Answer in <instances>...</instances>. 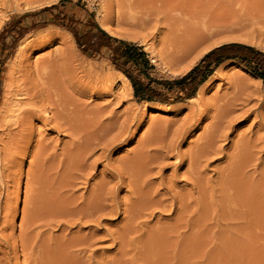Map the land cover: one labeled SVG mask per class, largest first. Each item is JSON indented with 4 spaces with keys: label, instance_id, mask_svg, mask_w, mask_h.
Listing matches in <instances>:
<instances>
[{
    "label": "rangeland",
    "instance_id": "1",
    "mask_svg": "<svg viewBox=\"0 0 264 264\" xmlns=\"http://www.w3.org/2000/svg\"><path fill=\"white\" fill-rule=\"evenodd\" d=\"M22 1H20V5L23 6L24 9L20 6V10L17 8V11L15 9L16 6L14 5L13 0H11L9 4L7 3V5H11L10 7H8L7 5H4V8H2L3 6L0 7L1 8L0 9V13H1L0 14V104H1L4 90H5L4 79L6 78L7 73L11 71L12 70L11 68L13 67H14L13 69L15 73L19 74V75H16V74L15 75L17 77L20 76L22 78L21 80L24 81L23 83L25 84V86L27 85V87L28 86L29 88L31 87L30 89L34 90V92L37 89L36 90L37 94H35L32 91V93L35 95L33 94L31 95L33 97L37 95L34 100L36 101L38 105L43 102L44 103L43 105L45 106V104L48 102L47 100H49V102L47 103L45 107V111H46L45 120L47 119L48 120L42 121L41 119H36V118L31 120L32 124L30 127L31 129L29 131L32 134H31V141L29 142L28 145H26L27 147L26 157L25 156L22 157L23 155L20 153L22 151V148L18 144L19 138L17 134H15L14 136H10V134L8 135L6 131H4L3 133L1 131L2 129H0V148H1L0 153L2 151L1 157L3 156L7 158L6 161L2 160V163L3 164L6 163L7 160H9L8 155L11 153L13 154L16 151L15 146L18 148L17 149L18 153L22 155L20 157L19 155L17 156L20 158V160L22 159L20 161L19 158H17V160H19V165L21 166L20 167L18 165L19 166L18 169H22L20 170V174H17L18 180L16 182L17 184L16 186L18 187V189L17 187L14 189L12 187V183L8 184L9 185V195L11 194L9 196L11 203H10V210H9L10 217L8 221H9V224L13 225V230H14L13 238L15 237L19 240L18 241L15 238L13 240V243L15 244L12 243V246L14 245L17 249L15 250L14 249L15 247H13V250L15 252L13 254L12 253L13 250L11 249L12 252H10V255L12 254L11 256L14 255L15 257L16 256L17 257L16 258L14 257L15 259H12L14 260V262L11 261V264H32V263L33 264H60V262H63V261L64 262L62 264H85V263L86 264H264V82L262 80L261 81L256 80L254 77H252L247 72H245L244 70L240 69L237 66L229 65L227 69H231L230 71L237 72V74L240 73L239 75L240 76L242 75L244 83L243 81H241L240 83L236 81L235 77L231 75L232 73L230 72L223 71V72L216 73L210 78L208 85L205 86L206 89L204 88V93L202 97L199 98L198 101L197 100L193 102L185 101L183 104L172 106V107H169L168 109V108H163L157 105H149L145 102H139L134 98L133 91H132L127 98L121 99L122 101L120 100L121 102L117 103L116 96H115L116 92L121 93V91H116L117 86L118 87L120 86L119 88H123V89L125 88V86L121 83L120 79H117L115 81V84L117 86L115 85L116 87L112 90V92H106V96H105L104 91H102L101 88L99 87H97V89L100 91L101 95H99L100 93L98 92L97 89H96L97 91L94 92L95 87L94 88L85 87V89H81V90L77 88V86L80 87L78 83L81 84V82H83L82 80L86 79V75L84 74V72H81L83 69H78L80 66L83 67L84 65L83 68H86L85 66L88 65L87 69H91L93 67L92 69H96L98 71L103 70L104 72H107V73H112V72L114 73V70L116 69L110 64L92 60L90 58H87L85 55H83L81 51L78 49L76 42L72 34L69 31L62 29L60 27H57V26L49 25V26H46L38 30H33L29 34L25 35L21 40L15 42L17 35L13 31L12 27L7 26V23L13 20L14 16L21 15L24 13H29V12H35L42 8L55 5L62 0H31L34 3L28 7L25 5L26 0H24L23 2ZM67 1H71L72 4L68 3L62 6L63 12L67 14H73L83 19L86 16V14L84 13V10H87L89 13L93 14L95 21L97 22V24L102 30H104L103 29L104 27L105 29L108 28L107 31H109L110 29L111 31L110 33L114 35L116 34L115 37L130 40V41H133L139 44L140 46H143L144 51L148 54L151 60V64L154 66V70L152 74L153 76L157 78L173 79V78L186 74L191 68H193L194 66L198 64L200 59L207 52H209L213 48H216L224 44H229V43L244 44V45L251 46L264 53L263 49L257 47V43L264 42V38L260 36V34H264V17L261 20L256 15V12H257L256 8L257 9L258 8L260 9V7L264 8L263 7L264 5L261 6V4H264V0H67ZM21 2L24 5L21 4ZM13 7H14V10H13ZM5 8H6V11H5ZM246 8L247 9L249 8L248 10L250 12ZM9 9H11V11ZM243 11L245 12V14L243 13ZM131 14L135 17H139L136 19L138 20V24L140 25L139 26L137 24L139 27H135L136 25L132 27L129 25L130 27H128V24H124L123 22L124 18L135 19ZM139 19H141L142 24L139 23L140 21ZM143 19L144 21H147V22L142 21ZM236 19L237 21L238 20L239 21L237 22ZM241 20H243L244 22ZM39 21H40V17L34 16V17H31L23 21L22 25L32 26V25H35ZM148 22H150V24ZM145 23H148V24H145ZM141 25L143 26V28L141 27ZM191 30L193 31V33H191L192 32ZM56 32L63 33V34L67 33L66 35H71V37L73 38V46L75 48V55L77 56L76 58L77 61L75 59V62H74V71L73 73H71L73 75H71L70 73H66L68 72V70L67 71L65 70L67 68L65 66H62L61 64L62 55H60V53L63 50V46L60 44L58 40H52L50 38L51 35ZM183 34L184 35L187 34L188 37L186 35L185 37ZM189 34H191L192 38L191 36H189ZM192 34H194L195 36L197 34L199 38L197 36L194 37V35ZM180 35H182L186 39L191 38L190 40L191 41L194 40L193 42H195V45H192V47L187 51V53L186 52L184 53L185 55L175 54L172 50V45L174 44L175 42L174 40H176L177 37L180 40L179 41L180 43H188L190 41V40L186 41V39H184L183 37L182 39ZM193 38H196V41ZM179 42H177V45ZM168 46L170 47L168 48ZM152 59L154 60V62H152ZM58 60L60 61L59 66H62V67L58 66L57 68V65H58L57 63L59 62ZM76 62H78L79 65ZM55 63L57 65H54ZM52 67H54L57 70H55ZM63 67L65 69H62ZM50 68L52 69V71ZM48 69L50 70L47 72ZM58 72H60L61 75L55 76V73H58ZM53 77H55V79H58L60 81L61 90L67 88L66 93H64L65 90L62 91L64 93L63 99L69 98L68 95H72L74 97L72 99V96H71V99L69 100L66 99L62 101L63 104L64 102L65 103L69 102L68 104L70 103L72 104L76 102L74 100H77L79 102V103L76 102L77 106H79L80 103H82L80 106L84 108L85 110L86 109L92 110L94 109V107L96 109L97 107H100L101 104H103L101 107H104L105 111L103 112L102 118L104 117L105 118L104 119L101 118V119L104 122L106 121L105 123L107 124L108 122V118L106 117L107 115L108 117L110 115L112 116V114L115 115V117L117 116L118 117V118L116 117L117 119L114 117L117 123L116 130L112 131L110 134H102V135L98 134L97 139L91 141L90 143L89 142L86 143V140L88 138L87 136L90 134H83V135L81 134V136L79 135L81 139H79L78 135L75 137H71V134L66 132L68 130L64 129L65 128L64 124L66 122L65 120H63L64 119L63 112L61 114L60 107L54 106L56 104H54L55 98L53 94L50 93L52 95L51 98L50 96L49 97L47 96V93L49 92L48 91L49 88L47 86L50 84V80ZM72 77H73V80H72ZM45 80L47 84L46 82H44ZM75 84H77L76 87L74 86ZM74 87L76 91L74 90ZM91 89H94V91L92 92ZM73 90L75 94L73 93ZM90 93L91 95H89ZM65 94L67 95V97L65 96ZM110 94L113 95L114 97L111 96ZM106 102L109 103L108 106H106L107 105ZM84 103H86V105ZM88 103H89V106H88ZM83 105H85L86 108L83 107ZM223 105L226 107H224ZM191 106L192 108H189ZM218 106L220 108L222 106V108L224 107L225 109L222 110V108L220 109ZM109 107L111 109H109ZM227 107L229 108V110ZM48 108H51V110L53 111H50V109ZM70 108L72 109L74 108L75 116L78 115V117H80L81 110L78 107L76 108V112H75L74 106H70ZM134 110L136 113H133V115H131V113L134 112ZM224 110L225 111L227 110V111L225 112ZM205 111L207 112L208 116L205 114L206 113ZM51 112H54V113L56 112L57 114L56 113L55 114L56 115L59 114L61 116L60 118H63V119H59L58 118L59 115L58 116L53 115L54 113L51 114ZM128 112H130V114ZM213 113L215 116L212 115ZM52 115L56 116V118H54ZM135 115H137L138 117H135ZM51 116L54 118V120ZM90 116L92 115L90 114ZM223 116L225 117L226 121L223 119L224 118ZM81 117L84 118L82 115ZM213 117H215L214 121L212 120ZM217 118L219 121L223 119L220 128H222V124H225L223 125V128H222L225 133L223 132V130L221 131V129H219L221 132H219V130L217 131L218 136L217 134L216 135L214 134L216 137H219V139L215 137L216 142L213 141L214 145L213 144L211 145V148L213 149V151H211L212 149H209V151H211L209 153L211 154L206 153L205 155H202V156L196 155V157L198 156V159L200 160L194 157L193 164L195 163V159H196V163L198 164V166L201 163L200 165L201 167L199 166L200 167L199 168L195 164L194 165L192 164L190 168L191 170L189 171L188 168L190 166L188 162L190 163L189 159L191 158V155L194 156L192 154L193 150L194 151L196 150V147H194L193 145L194 144L197 145L196 141H198L199 144L203 143L202 141L204 140L201 137L204 138L209 134L210 130H212L211 127H213L218 122ZM196 119H199V121ZM49 120L52 123L49 122ZM211 120L213 122H211ZM54 121L57 123L59 122L58 125ZM191 121H192V124H191ZM194 121H196V125ZM53 122L54 124H56L55 128H53L55 126V125L53 126ZM49 123L51 124L49 125ZM226 124L229 126H227ZM61 125H63L62 128H60ZM184 125H187V126H184ZM188 125L191 128H189ZM208 125L211 129L208 128ZM106 126L108 127V125ZM121 126H128L127 129L130 128L129 132L126 131L127 133L125 132L124 134H116L119 131ZM205 127L208 128V131ZM184 128L185 129L187 128V129L185 130ZM60 129H64L65 132L63 130L59 132ZM188 129L189 131H187ZM204 129H206L207 132ZM203 133H206V134H203ZM199 137L202 139V141L200 140ZM13 138L15 139V141L17 140L16 142L20 147H18L17 144L15 145L16 142H13L14 141ZM115 138H117V140L112 142L113 140H115ZM83 139H85L84 140L85 142L82 141ZM151 139L155 140L151 143L152 145L150 144V142L152 141ZM11 140L13 141L11 142ZM147 140H151V141H147ZM76 141L78 144L76 143V145H74L75 150L74 148L71 149V147H73V144H75ZM118 141H119V144L117 143V146H115L116 144L114 145V147L111 146L115 142H118ZM82 142H84L86 145ZM169 144L172 145L171 148H173L174 146V148L172 149V152L174 151L173 153L170 152L171 148ZM77 145L78 146L80 145V147L78 148ZM40 146L41 147L43 146L44 148H41ZM109 146L113 147L114 149L111 147L110 149ZM143 146H145V148H141ZM146 146L149 148V150L148 148H146ZM11 147L13 148L12 150L9 149ZM39 147H40V150H39ZM69 148H70V151L68 152ZM160 148H162L161 152H160ZM143 149H146L147 151ZM150 149L151 150L157 149L156 152L153 151L154 153H157V155L151 152ZM214 149H216L215 151L217 153L214 152ZM72 150L74 152H71ZM168 150H169V153H168ZM165 151L168 153V156L166 155ZM24 152L25 150L23 151V153ZM135 152L138 155H136ZM41 153L44 154L45 156L42 155ZM72 153L75 155H71ZM160 153H163V155ZM38 154H41V156ZM78 154H79V157L78 158L75 157ZM81 154H83L84 156H82ZM33 155H36V156L33 157ZM37 155L40 158L37 157ZM141 155L144 158L147 157L146 155H149L148 157H150L151 159L149 160V158L147 157L146 158L147 162H145V159H142L143 157ZM136 156H138L137 159H136ZM165 156L167 157L166 159H165ZM42 157H43V161L40 160L42 159ZM67 157H70V158H67ZM178 157L182 158V161ZM47 158L49 159L47 160ZM86 158H88L89 160ZM138 158H141L142 161H140L141 159H138ZM73 159L75 160L77 159V160L75 161ZM134 160L137 162H135ZM185 160L187 162H185ZM197 160L199 162H197ZM127 161L128 162L130 161L129 164L127 163ZM151 161L152 162L156 161V162L152 163ZM41 162L44 164L43 166H41L42 165ZM68 162H70L69 163L70 169L68 168L69 167L67 164ZM80 162H82V164ZM133 162H135L136 164L138 163L137 166L135 163L133 164ZM142 162L144 165L142 164ZM158 162L160 163L162 162L163 164H160ZM179 162H182V163L179 164ZM74 163L76 166L74 165ZM165 163L168 165H165ZM8 164L6 163L7 167H8ZM151 164L155 166L153 167L151 166ZM230 164L231 165L233 164V165L231 166ZM234 164L237 166H234ZM132 165H133V168H132ZM162 165L163 167H161ZM185 165H188L189 167ZM65 166L66 167L68 166V167L66 168ZM108 166L109 167L111 166V168H109ZM120 166H121V171L118 170ZM139 166L142 168L141 170L139 169L140 168ZM192 166L194 170L196 171L200 169L199 171H197L199 172V174H196V176H194L196 171H193L194 174L193 172H191L193 170ZM233 166L234 168H232ZM7 167L5 169L8 170L9 167L8 168ZM134 167H136L137 169L136 168L134 169ZM195 167L198 169H196ZM152 168H154L155 170ZM37 169L38 170L40 169V170L38 171ZM124 169L129 170V171L126 170L128 173L131 171L130 174H132L131 175L132 177L130 176V174L124 171ZM75 170L77 174L80 173L82 176L77 175L75 173ZM79 170H82L83 172ZM152 170L154 171L152 172ZM157 170L158 171L160 170L159 172L161 175L159 174ZM10 171L11 170L9 169L5 174L9 173ZM26 171L30 175L33 172L32 175L29 176L28 180L27 178H25L27 177ZM63 171L65 173H63ZM118 171L123 173L124 176ZM156 171L158 173H156ZM41 172H42V175H40ZM72 172H74V174ZM115 172L118 175H115L114 174ZM190 172L191 174H189ZM112 173L116 177L114 176L113 178V175L111 176ZM184 173H186V175ZM86 175H89L90 177L89 176L87 177ZM145 175H147L149 179H147L148 177L146 176L145 177L146 180H145L144 179ZM171 175L174 177H172ZM191 175L194 176L195 179L191 177ZM38 176L40 177L39 179H38ZM122 176L125 178L124 180ZM35 177L38 180L35 179ZM83 177L85 179H83ZM160 177L161 178L164 177L162 179L163 181L161 180ZM170 177L173 179H171ZM70 178L71 180L73 179L74 180L71 181ZM121 178L122 180H120ZM132 178H134L133 181H132ZM140 178H142L143 180ZM68 179L70 181H68ZM139 179L140 181L142 180V182H140L141 185L144 184V181H145V185L148 181H149L148 183L150 184L147 183L146 185L147 187H144V185L141 186L139 185L140 184L138 181ZM197 179H198V182H197ZM31 180L33 183H31ZM134 180L139 187L141 186L140 188L137 186L138 190L135 189L136 191L134 190V188L136 187L135 183H134V186L131 183V181L134 182ZM160 180H161V183H159ZM121 181H123L124 183ZM169 181H172L171 184H175V185L172 186ZM232 181L234 184H232ZM29 182H30L29 186H31V189H28L30 187L26 184V183L29 184ZM101 182L104 185H100ZM163 182L165 184H163ZM235 182L237 183L238 190L236 187H234L236 186ZM34 183H35V186H32ZM166 183H167V186L168 185L171 186L169 188L173 187L171 189L172 191H174L173 194L178 193L177 197H180V199L175 197L177 194L176 195L174 194L173 196L169 188H168L169 190L167 189V187L164 188ZM95 185L97 187H95ZM158 185H160V187H158ZM129 186L131 187V190ZM33 187L34 188L36 187V188L34 189ZM93 187H95L96 191L94 190ZM118 187L120 190L118 189ZM146 188H148L149 190L151 189V190L147 191ZM161 188H164V189H161ZM37 189L38 191H35ZM90 189L93 190L94 194L91 192L92 190ZM115 189H117L116 191L118 193H116ZM229 189H231L232 191ZM234 189H235V192H237L236 193L237 195L235 194ZM88 190L90 193L88 192ZM157 190H160V191H157ZM163 190H165L166 192ZM104 191L106 192L104 193ZM30 192L33 194H31ZM107 192L108 193L110 192V194L113 192L111 195L109 194L111 197L113 195L112 199L108 195ZM114 192L117 195H115ZM74 193L77 198L80 197V199L78 198L79 201H77L78 199L74 197L75 196ZM86 193L88 197L86 196ZM101 193L103 195H101ZM155 193L158 195L155 196L156 195ZM169 193L172 194V195L170 194L172 197H170ZM185 193L187 194L185 195ZM106 194H107V197L104 196ZM134 194L136 195V197ZM31 195H33V197H31ZM35 195L37 198L35 197ZM37 195H40V196H37ZM61 195L63 196V198L65 197L64 201H63V198H61ZM91 195H93L94 197L100 196L102 198V199L100 198V200L102 201L99 202V204H101L99 205L100 207L104 206L103 202H106V206H105L106 211L99 209V206H97L98 207V209L96 208L97 211L93 212V215H91V211L89 209L86 210L85 207L88 208L89 205L88 203H86L88 201L85 202L84 200L85 199L87 200V198H89ZM145 195L147 196V199H145L147 201L144 200V197L146 198ZM3 196L0 198L1 204H3L2 202H4V200L2 199H5V196L4 197ZM158 196H160V198H163V200L158 199L159 198ZM187 196H188V199L186 198ZM34 197L36 198V200L33 199ZM109 197L111 200L109 199ZM174 197L175 199L178 200V203H176V200L174 199ZM128 198L132 201H129ZM181 198H183L185 201L183 199L181 200ZM171 199L172 201L174 199V202H172ZM29 200L30 202L34 200L35 203L38 202V204H40L38 205L36 203L38 206H36L35 204L36 208L34 210L36 214L38 212H41V213L37 215L34 213L35 214L34 216V214L29 212L30 215H32V217H30L31 220H29V224L32 222L36 228L33 227L34 225H32L30 227L31 229L30 228L29 229L32 230V227H33V231L30 232V230L28 229L29 230L28 233L26 232L28 230H26L24 233H21L19 232V229H20L19 226L21 224V219L23 216L21 212L23 211V208H24L23 205L28 203ZM108 200H109V203L113 206H110V204L107 202ZM138 200L139 201L141 200V202L138 203L137 202ZM167 200H168V203L166 202ZM80 201L81 203H79ZM90 201L91 199L89 200V202ZM155 201L157 202V204ZM42 202L44 204H41ZM76 202H78L79 206H77ZM123 202L124 203L130 202V203L126 205V204H123ZM63 203L65 205H63ZM144 203H146L149 206L148 207L147 205L144 206ZM160 203H163V205ZM47 204H51L52 206L48 205L47 207L46 206ZM56 204L57 205L59 204V206L62 208L61 214H63L64 212L65 213L64 215H61L60 213H58V211H56L58 216H55L56 212L54 214V210L57 207ZM247 204H250V205H247ZM125 205L126 207H124ZM139 205L141 207L143 205L145 208L144 207L141 208ZM159 205H161L162 207ZM168 205H170L169 208H168ZM65 206L69 207V209ZM127 206L130 209H128ZM133 206L142 210L141 213L137 214L138 209L136 210V208H134ZM163 206H164V209H163ZM159 207L161 208L159 209ZM165 207H167L169 211H167V209L165 210ZM236 207L239 208L240 211L236 209ZM63 208L64 209L67 208V209L64 210ZM70 208H73V211H71ZM132 208L135 209V212L137 215L135 214V212H132L134 211ZM177 208L180 210H178ZM154 209L155 210L157 209V210L155 211ZM81 210H83V212H81ZM235 210L239 212L237 213ZM77 211L80 213H78ZM119 212L121 214H119ZM81 213L83 216L84 215L88 216L89 214L90 215L88 216V219H87L85 218V216L83 217ZM101 213L103 215H101ZM123 213L125 214V217L123 216L124 215ZM126 213L127 214L129 213L128 214L129 216ZM245 213H248V214H245ZM41 214L45 218L44 217L41 218L42 217ZM47 214L48 216H46ZM113 214H116L117 216L116 215L113 216ZM132 215H135L133 216L135 220L133 219L131 220V218H129V217H132ZM60 216L64 217L65 219ZM103 216L104 217L108 216V217L105 220ZM54 217H57L58 220L60 218L61 219L60 221L56 222L55 221L56 218ZM37 218L38 220H35ZM72 218L73 220L76 218L77 219L76 221L75 220L73 221ZM62 219L65 220L64 223H66V219H67V222L71 219L70 222L72 223L70 222L69 223L72 225L70 226V224H68L71 227V230H70V227L68 228L67 223L65 224L67 226L64 227L65 225L62 224L63 223ZM86 220L88 223L86 222ZM88 220L90 222L93 221L92 224L91 223L89 224ZM127 220H129V223H127ZM81 221L83 222L82 224L80 223ZM50 222L52 223V225L53 224L54 225L52 226ZM132 223L133 224L135 223L134 224L135 226H133ZM128 224L130 225V227ZM61 225H63V227ZM58 226H60L62 230H60L59 229L60 227ZM76 226H79V227H76ZM125 227L128 228V231H127V228L125 230ZM80 228H82L81 229L82 232L80 231ZM134 228H136L135 231H134ZM77 229L80 232H78ZM65 230H67V232H65ZM36 231H39V232L37 233ZM70 232H72L71 234L73 236H71ZM73 232L74 233L77 232V234L79 233L78 234L79 237L75 236ZM7 233H10V230H8L6 234ZM85 235L86 236L88 235V236L85 237ZM81 236H82L81 238L82 240L84 238L83 243H82V240L80 239ZM70 238L73 242H75V244L72 241H70ZM77 238L82 244L78 241ZM60 239L63 240L65 243L60 242L61 241ZM74 239L75 240L77 239L76 241L78 242H76ZM55 240H58V241H55ZM85 241L88 244L91 241L92 244L90 243L88 245L86 244ZM23 242L25 246L23 245L21 246ZM71 242H72V245L74 244L73 245L74 247L70 244ZM58 243L61 246L63 245L62 246L63 248L61 246L59 247ZM78 243H80L81 245L80 244L77 245ZM28 244L31 246H29ZM83 244L85 246L82 247ZM67 245H68V248L70 247L68 250L66 248ZM58 247L60 250L55 251L57 250ZM26 248H28L29 251ZM22 249L25 251L27 250L26 255L28 257L25 256V251H22ZM70 249L72 252L70 251ZM61 250H64L66 253L64 254V251H62L63 252L62 255L64 256L61 255V258H60L59 255L62 252L60 253L58 252ZM78 250L81 254L78 252ZM15 253L18 255H16ZM58 256H59V259L57 258ZM33 257L35 258V260ZM54 257H55L56 262L55 260H53ZM81 257H83V261ZM56 258L59 261H57ZM69 258L71 259V261H68Z\"/></svg>",
    "mask_w": 264,
    "mask_h": 264
},
{
    "label": "bare ground",
    "instance_id": "2",
    "mask_svg": "<svg viewBox=\"0 0 264 264\" xmlns=\"http://www.w3.org/2000/svg\"><path fill=\"white\" fill-rule=\"evenodd\" d=\"M11 0H0V7H2V8H4V5H7V3L9 4V2H10ZM14 1V5L16 6V11H17V8L20 10V1H22V0H13ZM24 1V0H23ZM22 1V2H23ZM21 2V4H23ZM40 2V1H39ZM34 2L33 1H31V0H26L25 1V5L28 7V6H30V5H32ZM38 3V2H37ZM24 5V4H23ZM262 5H264V4H261V6ZM8 7H10L11 5H7ZM22 8H23V6H21ZM257 7V6H256ZM255 7V8H256ZM264 7V6H263ZM12 8V7H11ZM21 8V9H22ZM1 9V8H0ZM24 9V8H23ZM247 9V8H246ZM249 9V8H248ZM247 9V10H248ZM3 10V9H2ZM10 11H11V9H9ZM13 10H14V7H13ZM246 10V11H247ZM256 10H257V12H256V15H257V17L259 18V19H261L262 20V18L264 17V8H261L260 7V9L258 8H256ZM5 11H6V8H5ZM249 11V10H248ZM250 12V11H249ZM3 13H4V11H3ZM243 13L245 14V12L243 11ZM1 14V13H0ZM247 14V13H246ZM3 15V14H2ZM124 15V14H123ZM132 15V14H131ZM130 15V16H131ZM240 15V14H239ZM5 16V15H4ZM130 16H128V17H130ZM133 16V15H132ZM252 16V15H251ZM3 17V16H2ZM135 19H133V18H124L123 20H121V21H123L124 22V24H128V27H132V26H134V25H136L135 27H139L140 25L138 24V20H136L137 18H139V17H135V16H133ZM235 17V16H234ZM254 17V16H253ZM140 21H139V23H141V19H139ZM148 20V19H147ZM142 21H144V19L142 20ZM149 21V20H148ZM236 21H237V19H236ZM239 21V20H238ZM237 21V22H238ZM241 21H243V20H241ZM144 22H147V21H144ZM144 22H143V24H144ZM244 22V21H243ZM119 23H121V22H119ZM149 24H150V22H148ZM148 23H145V24H148ZM239 23H241V22H239ZM139 26H138V25ZM142 24V23H141ZM234 24H235V22H234ZM130 25V26H129ZM240 25V24H239ZM146 26V25H145ZM148 26V25H147ZM235 26H237V25H235ZM241 26V25H240ZM243 26H244V24H243ZM141 27L143 28V26L141 25ZM258 27V26H257ZM241 28V27H240ZM247 28V27H246ZM107 33H109V34H111L112 36H115L114 34H112V33H110L111 31H110V29H109V31H107L108 30V28H106L105 29V27L103 28ZM189 29V28H188ZM197 29V28H196ZM242 29V28H241ZM235 30V29H234ZM254 30V29H253ZM185 31V30H184ZM183 31V32H184ZM192 31V30H191ZM197 31V30H196ZM177 32H178V30H177ZM199 32V31H198ZM242 32V31H241ZM191 33H193V31L191 32ZM67 34V33H66ZM66 34H63V33H53L52 35H51V39L52 40H58L59 42H60V44L63 46V50L61 51V53H60V55H62V58H61V64H62V66H65L67 69H65L64 67L62 68V69H65L66 71L68 70V72H66V73H73V71H74V62H75V59L77 58V56L75 55V48H74V46H73V38L71 37V35H66ZM182 34V33H181ZM195 34V33H194ZM194 34H192V35H194ZM254 34V33H253ZM184 35V34H183ZM186 36H187V34H185ZM184 35V36H185ZM181 36V38L183 37L182 35H180ZM185 36V37H186ZM189 36H191V34H189ZM196 36H197V34H196ZM195 35H194V37H196ZM260 36L261 37H263L264 38V34H260ZM172 37V36H171ZM178 37H179V35H178ZM178 37H177V39L176 40H174L173 42H174V44L172 45V50H173V52L175 53V54H184L185 52L187 53V51L192 47V45H195V42H193V41H191L190 39L192 38V36H191V38H188V39H186L185 37H183L184 39H186V41L188 40H190L188 43H180L179 41V39H178ZM188 37V36H187ZM198 37V36H197ZM203 37V36H202ZM182 38V39H183ZM199 38V37H198ZM205 38V37H204ZM193 39H195V41H196V38H193ZM198 40V39H197ZM201 40V39H200ZM185 41V42H186ZM263 41V40H262ZM169 42V41H168ZM172 42V41H171ZM177 42H179L178 43V45H177ZM183 42V41H182ZM193 42V43H192ZM200 42V41H199ZM170 43V42H169ZM176 43V44H175ZM199 44V43H198ZM171 45V44H170ZM170 46H168V48H169ZM257 47H259V48H261V49H263L264 50V42H259V43H257ZM166 48V47H165ZM171 49V48H170ZM193 49V48H192ZM168 51V50H167ZM174 53H172V54H174ZM185 55V54H184ZM188 55V54H187ZM175 56V55H174ZM177 56H179V55H177ZM60 57V56H59ZM171 58V57H170ZM176 58V57H175ZM178 58V57H177ZM184 58V57H183ZM172 59H173V57H172ZM60 60V59H59ZM58 60V61H59ZM177 60V59H176ZM178 60H180V59H178ZM53 61V60H52ZM76 61H77V59H76ZM152 62H154V60L152 59ZM50 63V62H49ZM77 64H78V62H76ZM58 64V65H57ZM55 63L54 65H57V68H58V66H59V64H60V61L58 62V63ZM81 64V63H80ZM79 65V64H78ZM94 65V64H93ZM229 65H232V66H237V67H239L240 69H242V70H244L245 72H247L249 75H251L252 77H254L256 80H258V81H261V79H259V78H257L255 75H253L248 69H246L244 66H242V65H240L238 62H236V61H234V60H230V61H227V62H224L223 64H221L216 70H215V72L199 87V90H198V92H197V94L194 96V97H192V98H190V99H188V100H186L187 102H193V101H198V99L199 98H201L202 97V95H203V93H204V88H205V86L206 85H208V83H209V81H210V78L214 75V74H216V73H219V72H223V71H226V72H230V73H232L231 75H233L234 77H235V80L236 81H238L239 83L241 82V81H243V78H242V75L240 76L239 74H237V72H232V71H230L231 69H227V67L229 66ZM49 66V65H48ZM53 66V65H52ZM62 66H59V67H62ZM88 66V65H87ZM87 66H85L86 68H83L84 67V65H83V67L82 66H80L78 69H83L81 72H84V74L86 75V79L85 80H82L83 82H81V84L80 83H78L79 85H80V87L79 86H77V88L78 89H85V87L87 88H89V87H91V88H94L95 87V91H94V89H91V91L93 92H96L98 89H97V87H99V88H101V90L102 91H104V93H105V96H106V92H112V90L117 86L116 84H115V81L117 80V79H120L121 80V83L125 86V88L123 89V88H119L118 86H117V90L116 91H121V93H117L116 92V100H117V103H119V102H121L122 100L121 99H125V98H127L128 96H129V94L132 92V86H131V83H130V81L120 72V71H118V70H114V73L112 72V73H107V72H104L103 70H96V69H92L91 67H89V68H91V69H87ZM96 66V65H95ZM55 67V66H54ZM54 67H52V68H54ZM103 67V66H102ZM14 68V67H13ZM13 68H11L12 70L11 71H9L8 73H7V76H6V78L4 79V81H5V90H4V94H3V98H2V101H1V104H0V129H2L1 131L4 133V131H6L7 132V134L9 135L10 134V136H14L15 134H17V136H18V138H19V140H18V144L21 146V148H22V151L20 152L22 155H20L19 153H18V148L15 146V152L12 154H9L8 155V158H9V160H7V164L9 163V164H11V165H9L8 164V167L6 166V163H2V160H5L6 161V157H1V153H2V151H1V153H0V198L4 195L5 196V199H2V200H4V202H2L3 204H1L0 203V264H11V261L12 262H14V260H12V259H15L16 257L13 255V256H11L10 255V252H12V250H13V247H15L14 245L12 246V243H13V240H14V238H13V225L12 224H9V221H8V219H9V217H10V214H9V210H10V199H9V196L11 195H9V183H12V187L15 189L17 186V184H16V182H17V174H20V170H22V169H18V167L20 166L19 165V160H20V156H22V157H26V155H27V153H26V145H28L29 144V142L31 141V134L32 133H30V127H31V120L32 119H34V118H36V119H41L42 121H47V120H45L46 118H45V107H46V105H47V103L49 102V100H47L48 102L45 104V106L43 105L44 103L42 102V103H40L39 105L36 103V101L34 100L35 99V97L37 96H35V97H33L31 94H33L32 93V91L34 92V90H31L30 88H29V86L27 87V85L25 86V84L23 83L24 81L23 80H21L22 78L20 77V76H16V75H19V74H16L15 73V71H14V69ZM17 68V67H16ZM19 68V67H18ZM48 68V67H47ZM98 68H99V66H98ZM51 69V68H50ZM50 69H48L47 70V72L50 70ZM55 69V68H54ZM61 69V70H62ZM16 70V69H15ZM55 70H57V69H55ZM60 70V69H59ZM58 70V71H59ZM51 71H52V69H51ZM50 71V72H51ZM64 71V70H63ZM235 71V70H234ZM19 72V71H18ZM57 72V71H56ZM59 73V74H58ZM58 73H55V76L57 75H61V73L60 72H58ZM63 73H65V72H63ZM62 73V74H63ZM16 74V75H15ZM44 74V73H43ZM45 74H46V72H45ZM49 74V73H48ZM51 74V73H50ZM242 74V73H241ZM64 75V74H63ZM67 75V74H66ZM69 75V74H68ZM71 75H73V74H71ZM52 76V75H51ZM54 76V75H53ZM83 76V75H82ZM65 77V76H64ZM45 78V77H44ZM71 79V78H70ZM44 80V79H43ZM72 80H73V77H72ZM48 81V80H47ZM42 82V81H41ZM44 82H46V80L44 81ZM118 82V81H117ZM62 83V82H61ZM72 83V82H71ZM76 83V82H75ZM243 83H244V81H243ZM46 84H47V82H46ZM73 84H74V82H73ZM242 84V83H241ZM44 85V84H43ZM76 85L77 84H75L74 86L76 87ZM116 85V86H115ZM121 85V84H120ZM122 85V86H123ZM47 86V85H46ZM68 86V85H67ZM69 86H70V84H69ZM48 88H49V92L47 93V96L49 97L50 96V98H51V94L50 93H52L53 94V96H54V104H56V105H54V106H58V107H60V109H61V114H62V112H63V115H64V119L63 118H60L61 116L59 115V119H63V120H65V124H66V126H65V124H64V129H66V130H68V131H66V132H68L69 134H71V137H75V136H81V134L83 135V134H90V135H86L88 138H87V140H86V143H90L91 141H93V140H96L97 139V136H98V134H110L112 131H114V130H116V125H117V123H116V121H115V119H114V117H115V115H113L112 114V116L110 115L109 117H108V115L106 116L107 118H108V122H107V124L102 120V119H104V118H102V116H103V112L105 111V108L104 107H101L103 104H101V106L100 107H97L96 109H95V107H94V109H92V107H91V109L93 110H89V109H84V108H82L80 105L82 104V103H80V105L79 106H77V103H79L77 100H74V101H76V102H74V103H70V104H68V103H65L64 102V104L62 103V101H64V100H69V99H71V96L72 95H68V97L69 98H66V99H63L64 97V93H66V90H67V88L66 89H62L61 90V84H60V81L58 80V79H55V77H53L51 80H50V84L47 86ZM75 87H74V90H75ZM34 88V87H33ZM70 88V87H69ZM76 88V89H77ZM97 89V90H96ZM121 89V90H120ZM206 89V88H205ZM37 90V89H36ZM36 90H35V94H37V92H36ZM65 90V91H64ZM74 90H73V93L75 94V92H74ZM40 91H41V89H40ZM62 91H64V93L62 92ZM76 91V90H75ZM90 91V92H91ZM39 92V91H38ZM72 92V91H71ZM70 92V93H71ZM98 92L100 93V91L98 90ZM97 92V93H98ZM44 93V92H43ZM206 93V92H205ZM35 94H33V95H35ZM42 94V93H41ZM46 94V93H45ZM86 94V93H85ZM87 94H88V92H87ZM86 94V95H87ZM38 95H39V93H38ZM82 95H84V94H82ZM85 95V96H86ZM89 95H91V93L89 94ZM94 95V94H93ZM99 95H101V93L99 94ZM111 95V94H110ZM113 95H114V93H113ZM113 95H111V96H113ZM42 96V95H41ZM46 96V95H45ZM65 96L67 97V95L65 94ZM83 97V96H82ZM114 97V96H113ZM45 98V97H44ZM43 98V99H44ZM49 98V99H50ZM74 97L72 96V99H73ZM76 98H78V97H76ZM46 99V98H45ZM53 99V98H52ZM63 99V100H62ZM42 100V99H41ZM114 100H115V98H114ZM121 100V101H120ZM39 101V100H38ZM45 101V100H44ZM70 101H72V100H70ZM53 102V101H52ZM185 102V101H184ZM184 102H182V103H178V104H174V105H162V104H159V103H148V102H145V103H147V104H149V105H157V106H161V107H163V108H168L169 109V107H172V106H177V105H180V104H183ZM42 104V105H41ZM50 104V103H49ZM76 104V105H75ZM85 105H86V103H84ZM107 104V105H106ZM106 106H108V104L109 103H107L106 102ZM85 105H83V107H85L86 108V106ZM117 105H119V104H117ZM49 106V105H48ZM70 106H74L75 107V112H76V108L78 107L81 111H80V117H78V115L77 116H75V113H74V108L72 109V108H70ZM88 106H89V103H88ZM94 106V105H93ZM224 106V105H223ZM51 107V106H50ZM219 107V106H218ZM224 107H226V106H224ZM222 108V106H221V108H222V110L223 109H225V108ZM52 108H53V106H52ZM55 108V107H54ZM88 108V107H87ZM90 108V107H89ZM189 108H192V106L191 107H189ZM220 108V107H219ZM220 108V109H221ZM228 108V107H227ZM48 109H50V111H53V110H51V108H48ZM79 109H78V111H79ZM109 109H111L110 107H109ZM218 110V109H217ZM228 110H229V108H228ZM56 111H58V110H56ZM92 111V112H91ZM225 111V110H224ZM227 111V110H226ZM225 111V112H226ZM48 112V111H47ZM206 112V111H205ZM52 113H54V112H51V114ZM56 113V112H55ZM53 114V115H56V114ZM59 113V112H58ZM82 113V114H81ZM85 115H84V114ZM113 113V112H112ZM129 114H130V112H128ZM133 113H136L135 112V110H134V112H132L131 113V115H133ZM209 113V112H208ZM79 114V113H78ZM90 114L92 115V116H90ZM128 114V115H129ZM206 115H207V112L205 113ZM46 115H47V113H46ZM49 115V114H48ZM52 115V116H53ZM58 115H56V116H58ZM81 115L84 117V118H82L81 117ZM88 115H89V117H88ZM105 115H106V113H105ZM120 115H121V113H120ZM211 115V114H210ZM212 115H214V113L212 114ZM51 116V117H52ZM56 116H53L54 118H56ZM119 116V115H118ZM199 116H201V115H199ZM208 116V115H207ZM215 116V115H214ZM52 117V118H53ZM117 117V116H116ZM115 117V118H116ZM135 117H138L137 115H135ZM224 117V116H223ZM225 117H226V115H225ZM225 117L223 118L224 120H225ZM49 118V117H48ZM54 118H53V120H54ZM102 118V119H101ZM118 118V117H117ZM116 118V119H117ZM198 118V117H197ZM209 118V117H208ZM215 117H213V121L215 120L214 119ZM50 119V118H49ZM132 119H133V117H132ZM138 119V118H137ZM194 119V118H193ZM205 119H207V118H205ZM211 119V118H210ZM222 119V120H223ZM58 120V119H57ZM56 120V121H57ZM63 120H61V121H63ZM119 120H120V118H119ZM135 120V119H134ZM192 120V119H191ZM196 120H198L199 121V119H196ZM201 120V119H200ZM211 120V122H213ZM217 120H218V118H217ZM222 120L221 121H219L218 120V122L215 124V123H213V124H215L213 127H211L212 128V130H210L211 128L209 127V125H208V128H210L209 130H210V132H209V134L206 136V137H201L204 141H202V139L200 138V140L203 142L202 144H199V142L198 141H196L197 142V145H193L194 147H196V150L194 151L193 150V155L194 156H192L191 155V158L189 159V161H190V163L188 162V164H189V166L188 165H185V166H187V167H189L188 168V170L190 171L191 169V165L193 164V159H194V157H196V155H198V156H202V155H205L206 153H209V152H211V151H213V149L211 148V145L213 144V141H215V135L218 133L217 131L219 130V129H221V131L223 130L222 128H223V125H225V124H222V128H220V126H221V123H222ZM132 121V120H131ZM130 121V122H131ZM193 121V120H192ZM192 121H191V124H192ZM226 121V120H225ZM49 122H51L50 120H49ZM55 122V121H54ZM54 122H53V128H55L56 127V124L58 125V123L57 122H55L56 124H54ZM118 122V121H117ZM126 122V121H125ZM135 122V121H134ZM138 122V121H137ZM136 122V123H137ZM195 122V125H196V121H194ZM52 123V122H51ZM51 123H49V125L51 124ZM105 123V124H104ZM127 123V122H126ZM199 123V122H198ZM60 124H62V123H60ZM131 124V123H130ZM129 124V125H130ZM190 124V123H189ZM210 124H212V123H210ZM106 125H108V127L106 126ZM137 125V124H136ZM227 125V124H226ZM62 126L63 125H61V127L60 128H62ZM132 126V125H131ZM130 126V127H131ZM184 126H187V125H184ZM189 126V125H188ZM199 126V125H198ZM211 126V125H210ZM227 126H229V125H227ZM52 127V126H51ZM59 127V126H58ZM192 127H193V125H192ZM195 127V126H194ZM52 128V129H53ZM128 128V126H121L120 127V129H119V131L116 133V134H124L126 131L127 132H129V129H127ZM189 128H191L190 126H189ZM206 128V127H205ZM208 128H206L207 129V131H208ZM64 129H60V131L59 132H61L62 130L64 131ZM183 129V128H182ZM185 129V128H184ZM187 129V128H186ZM185 129V130H186ZM197 129V128H196ZM206 129H204L205 131H206ZM230 129V128H229ZM262 129V128H261ZM56 130V129H55ZM187 131H189V129L187 130ZM204 131V132H205ZM206 131V132H207ZM220 130H219V132H221ZM65 132V131H64ZM126 132V133H127ZM186 132V131H185ZM191 132V131H190ZM223 132H224V130H223ZM67 133V134H68ZM225 133V132H224ZM203 134H206V133H203ZM215 134V135H214ZM127 135V134H126ZM125 135V136H126ZM80 136H79V139H81L80 138ZM85 136V135H84ZM122 136V135H121ZM121 136H119V137H121ZM125 136H124V138H125ZM217 136H218V134H217ZM225 136V135H224ZM224 136H223V138H224ZM103 137V136H102ZM214 137V138H213ZM227 137V136H226ZM33 138V137H32ZM78 138V137H77ZM85 138V137H84ZM123 138V139H124ZM216 138H218L219 139V137H216ZM221 138V137H220ZM14 139V138H13ZM75 139V138H74ZM77 140V139H76ZM85 139H83L82 141H84ZM117 140V138H115V140H113L112 142H114V141H116ZM120 140V139H119ZM125 140V139H124ZM152 140V141H151ZM151 140H147V141H151L150 142V144L153 142V141H155V140H153V139H151ZM197 140H198V138H197ZM199 140V141H200ZM13 140H11V142H12ZM17 141V140H16ZM15 141V139H14V141L13 142H16ZM41 141V140H40ZM39 141V142H40ZM44 141V140H43ZM75 141V140H74ZM74 141H73V143H74ZM78 141V140H77ZM77 141L75 142V144H73V147H71V149L72 148H74V150H75V146L74 145H76V143H77ZM81 141V140H80ZM123 141V140H122ZM8 142H9V140H8ZM85 142V141H84ZM84 142H82V143H84ZM99 142V141H98ZM216 142V141H215ZM250 142V141H249ZM6 143V142H5ZM72 143V142H71ZM117 143L119 144V141L118 142H115L113 145H111V146H113L114 147V145L115 146H117ZM124 143V142H123ZM172 143V142H171ZM176 143V142H175ZM2 144V143H1ZM17 144V142L15 143V145ZM17 144V146L18 147H20L19 145ZM41 144V143H40ZM78 144V143H77ZM85 144V143H84ZM83 144V145H84ZM93 144V143H92ZM147 144V143H146ZM174 144V143H173ZM247 144H249V143H247ZM253 144V143H252ZM45 145V144H44ZM72 145V144H71ZM86 145V144H85ZM84 145V146H85ZM89 145V144H88ZM121 145H122V143H121ZM148 145H149V143H148ZM147 145V146H148ZM152 145V144H151ZM155 145V144H154ZM214 145V144H213ZM39 146V145H38ZM83 146V147H84ZM94 146V145H93ZM111 146H109V148L111 147ZM146 146V148H148ZM169 146H170V148H171V146L172 145H170L169 144ZM216 146V145H215ZM252 146V145H251ZM13 147V146H12ZM9 148V149H13V148ZM41 147V146H40ZM40 147H39V150H40ZM46 147V146H45ZM77 147L79 148L80 147V145L78 146L77 145ZM89 147V146H88ZM99 147V146H98ZM113 147H111V148H113ZM149 147H150V145H149ZM152 147V146H151ZM176 147V146H175ZM194 147H192V148H194ZM213 147V146H212ZM30 148V147H29ZM28 148V149H29ZM41 148H44L43 146L41 147ZM82 148V147H81ZM110 148V149H111ZM141 148H145V146H143V147H141ZM140 148V149H141ZM163 148V147H162ZM162 148H160V152L162 151L161 149ZM173 148H174V146H173ZM173 148H171V150H170V152L171 153H173L172 152V149ZM240 148V147H239ZM1 149V148H0ZM77 149V148H76ZM114 149V148H113ZM154 149V148H153ZM159 149V148H158ZM164 149V148H163ZM167 149V148H166ZM165 149V150H166ZM209 149H212L211 151H209ZM236 149H238V148H236ZM242 149V148H241ZM25 150V152L23 153V151ZM39 150H37V151H39ZM43 150V149H42ZM82 150V149H81ZM88 150V149H87ZM107 150V149H106ZM143 150H146V149H143ZM148 150H149V148H148ZM151 150V149H150ZM156 150L157 149H155V150H151V152H153V151H155L156 152ZM169 150H168V153H169ZM192 150V149H191ZM216 149H214V152H216L215 151ZM4 151V150H3ZM70 151V148H69V150H68V152ZM78 151H79V149H78ZM83 151H84V149H83ZM112 151V150H111ZM147 151V150H146ZM159 151V150H158ZM167 151V150H166ZM165 151V152H166ZM11 152V151H10ZM31 152V151H30ZM71 152H74L73 150L71 151ZM93 152V151H92ZM108 152V151H107ZM237 152V151H236ZM239 152V151H238ZM4 153V152H3ZM38 153V152H37ZM66 153V152H65ZM80 153V152H79ZM83 153V152H82ZM102 153V152H101ZM104 153V152H103ZM142 153V152H141ZM144 153H145V151H144ZM147 153V152H146ZM154 153V152H153ZM153 153H152V155H153ZM168 153L166 152V155L168 156ZM217 153V152H216ZM30 154V153H29ZM33 154V153H32ZM42 154V153H41ZM41 154H38V155H40L41 156ZM64 154V153H63ZM67 154V153H66ZM85 154V153H84ZM135 154L136 155H138L136 152H135ZM155 155H157V153H154ZM159 154V153H158ZM160 154H162L163 155V153H160ZM209 154H211V153H209ZM241 154V153H240ZM239 154V155H240ZM19 155V157H17ZM37 155V157H39ZM42 155H44V154H42ZM68 155V154H67ZM66 155V156H67ZM71 155H75V154H71ZM82 156H84L83 154H81ZM87 155V154H86ZM107 155V154H106ZM150 155V154H149ZM149 155H146L147 157L149 156ZM179 155V154H178ZM190 155V154H189ZM216 155V154H215ZM237 155V154H236ZM7 156V155H6ZM34 156H36V155H33V157ZM45 156V155H44ZM64 156V155H63ZM65 156V157H66ZM127 156V155H126ZM134 156V155H133ZM142 156V155H141ZM145 156V157H146ZM158 156H160V155H158ZM198 156L196 157L197 159H198ZM207 156V155H206ZM205 156V157H206ZM241 156V155H240ZM47 157V156H46ZM52 157V156H51ZM75 157H79V154L77 155V156H75ZM81 157V156H80ZM137 157L138 156H136V159H137ZM143 157V156H142ZM146 157V158H147ZM157 157V156H156ZM184 157H185V155H184ZM187 157V156H186ZM237 157V156H236ZM17 158H19V160H17ZM40 158V157H39ZM67 158H70V157H67ZM66 158V159H67ZM146 158H142V159H145V162H147L146 160ZM149 158V160L151 159L150 157H148ZM167 157L165 156V159H166ZM179 159H181V161H182V158H180V157H178ZM200 158V157H199ZM202 158V157H201ZM238 158V157H237ZM37 159V158H36ZM44 159H45V157H44ZM49 158H47V160H48ZM81 159V158H80ZM83 159V158H82ZM86 159H88V158H86ZM85 159V160H86ZM124 159V158H123ZM134 159V158H133ZM138 159H141V158H138ZM142 159L140 160V161H142ZM160 159V158H159ZM161 159H162V157H161ZM160 159V160H161ZM22 160V159H21ZM20 160V161H21ZM40 160H42L43 161V157H42V159H40ZM68 160V159H67ZM73 160H75V159H73ZM72 160V161H73ZM77 160V159H76ZM75 160V161H76ZM84 160V161H85ZM89 160V159H88ZM106 160V159H105ZM130 160V159H129ZM153 160V159H152ZM198 160H200V159H198ZM197 160V162H199ZM208 160V159H207ZM236 160V159H235ZM9 161V162H8ZM34 161V160H33ZM70 161V160H69ZM82 161V160H81ZM132 161V160H131ZM135 161V160H134ZM205 161H206V159H205ZM37 162V161H36ZM130 162V161H129ZM129 162L127 161V163L129 164ZM135 162H137V161H135ZM135 162H133V164L135 163ZM150 162V161H149ZM152 162V161H151ZM156 161H154V162H152V163H155ZM185 162H187L186 160H185ZM240 162V161H239ZM42 163V162H41ZM69 163L70 162H68L67 164H68V166H69ZM81 164H82V162H80ZM124 163H126V162H124ZM123 163V164H124ZM158 163H160V162H158ZM180 163H182V162H179V164ZM233 163V162H232ZM235 163V162H234ZM22 164V163H21ZM66 164V165H67ZM72 164H73V162H72ZM85 164H86V162H85ZM96 164V163H95ZM136 164V163H135ZM138 164V163H137ZM137 164H136V166H137ZM140 164V163H139ZM142 164H143V162H142ZM148 164H150V163H148ZM160 164H163L162 162L160 163ZM186 164V163H185ZM196 166H198V164L196 163V159H195V163H194ZM193 164V165H194ZM1 165H2V167H1ZM4 165V166H3ZM19 165V166H18ZM44 164L42 163V165L41 166H43ZM74 165H75V163H74ZM131 165V164H130ZM144 165V164H143ZM147 165V164H146ZM165 165H168V164H166L165 163ZM200 165H201V163H200ZM199 165V166H200ZM231 165V164H230ZM233 165V164H232ZM231 165V166H232ZM237 165H238V163H237ZM237 165H235L234 164V166H237ZM259 165V164H258ZM11 166V167H10ZM35 166V165H34ZM40 166V167H41ZM67 166V167H68ZM72 166V165H71ZM76 166V165H75ZM81 166V165H80ZM87 166V165H86ZM85 166V167H86ZM94 166V165H93ZM127 166V165H126ZM125 166V167H126ZM151 166H153V164H151ZM150 166V167H151ZM155 166V165H154ZM153 166V167H154ZM198 166V167H199ZM234 166L232 167V168H234ZM8 168V170L10 169L11 171L9 172V173H7V174H5L8 170L7 169H5V168ZM21 167V166H20ZM32 167V166H31ZM38 167V166H37ZM66 167V166H65ZM66 167V168H67ZM73 167V166H72ZM109 167V166H108ZM124 167V168H125ZM128 167H129V165H128ZM128 167H127V169H128ZM140 167V166H139ZM148 167V166H147ZM150 167H149V169H150ZM157 167H159V166H157ZM161 167H163V165L161 166ZM161 167H160V169H161ZM201 167V166H200ZM199 167V168H200ZM39 168V167H38ZM42 168V167H41ZM69 169H70V166L68 167ZM75 168H77V167H75ZM78 168H79V166H78ZM89 168V167H88ZM109 168H111V166L109 167ZM115 168V167H114ZM132 168H133V165H132ZM136 167H134V169H135ZM145 168H146V166H145ZM177 168V167H176ZM196 168V167H195ZM12 169H13V171H12ZM32 169V168H31ZM35 169V168H34ZM72 169V168H71ZM74 169V168H73ZM87 169V168H86ZM85 169V170H86ZM118 169V168H117ZM127 169H124V171H126ZM133 169V170H134ZM137 169V168H136ZM140 170L142 169L141 167L139 168ZM152 169H154V168H152ZM157 169H159V168H157ZM162 169H164V168H162ZM187 169V168H186ZM192 171L191 172H193V171H196V170H194V168H193V166H192ZM196 169H198V168H196ZM231 169V168H230ZM29 170H30V168H29ZM38 170V169H37ZM40 170V169H39ZM38 170V171H39ZM44 170V169H43ZM110 170H112V169H110ZM118 170H120L121 171V166H120V168L118 169ZM132 170V169H131ZM148 170V169H147ZM155 170V169H154ZM154 170H152V172L154 171ZM179 170V169H178ZM200 170V169H199ZM199 170H197V171H199ZM70 171V170H69ZM72 171H74V170H72ZM79 171H82V170H79ZM78 171V172H79ZM120 171H118L119 173H121ZM123 171V172H124ZM127 171H129V170H127ZM126 171V172H127ZM149 171V170H148ZM158 171V170H157ZM156 171V173H158ZM195 172V174H194V172H193V174H194V176H196V174H199V172ZM234 171V170H233ZM30 172H32V171H30ZM43 172V171H42ZM42 172H41V174L40 175H42ZM71 172V171H70ZM83 172V171H82ZM112 172H114V171H112ZM131 172V171H130ZM130 172L128 173V174H130ZM136 172V171H135ZM144 172V171H143ZM151 172V173H152ZM174 172V171H173ZM184 172V171H183ZM186 172V171H185ZM191 172L189 173V174H191ZM22 173V172H21ZM26 173H27V171H26ZM33 173V172H32ZM32 173H31V175H32ZM35 173V172H34ZM63 173H65L64 171H63ZM73 174H74V172H72ZM75 173H76V170H75ZM133 173H134V171H133ZM140 173H141V171H140ZM148 173V172H147ZM155 173V172H154ZM155 173V174H156ZM178 173H179V171H178ZM177 173V174H178ZM187 173V172H186ZM186 173H184L185 175H186ZM53 174V173H52ZM77 174V173H76ZM115 175H118V174H116V172L114 173ZM122 175H123V173H121ZM159 174H160V172H159ZM172 174V173H171ZM29 173H27V177H25V178H27V180L29 179V176H31ZM49 175H51V174H49ZM58 175V174H57ZM62 175V174H61ZM70 175H72V174H70ZM77 175H81L80 173L79 174H77ZM76 175V176H77ZM113 175V173L111 174V176ZM115 175H113V178H114V176ZM127 175V174H126ZM132 174H130V176H131ZM161 175V174H160ZM179 175V174H178ZM227 175V174H226ZM231 175V174H230ZM229 175V176H230ZM234 175V174H233ZM20 176V175H19ZM23 176V175H22ZM56 176V175H55ZM82 176V175H81ZM87 177L89 176V175H86ZM85 176V177H86ZM121 176V175H120ZM119 176V177H120ZM124 176V175H123ZM122 176V178H123V180L125 179L124 177ZM147 175H145L144 176V179L146 180V177ZM163 176V175H162ZM161 176V177H162ZM172 176V175H171ZM177 176V175H176ZM180 176H182V175H180ZM194 176H192L191 175V177H193L194 179H195V177ZM42 177V176H41ZM51 177V176H50ZM90 177V176H89ZM116 177V176H115ZM126 177V176H125ZM132 177V176H131ZM138 177H139V175H138ZM142 177V176H141ZM148 177V176H147ZM152 177V176H151ZM160 177V178H161ZM172 177H174V176H172ZM183 177H185V176H183ZM231 177V176H230ZM19 178V177H18ZM40 177L38 176V179H39ZM71 178H73V177H71ZM71 178H70V180H71ZM81 178V177H80ZM122 178L120 179V180H122ZM127 178H128V176H127ZM130 178V177H129ZM135 178V177H134ZM134 178H132V181H133V179ZM153 178V177H152ZM164 178V177H163ZM163 178H161V180L163 179ZM171 178V177H170ZM169 178V179H170ZM235 178V177H234ZM35 179H37L36 177H35ZM37 179V180H38ZM56 179H57V177H56ZM78 179H79V177H78ZM83 179H85L84 177H83ZM116 179V178H115ZM137 179V178H136ZM135 179V180H136ZM140 179H142V178H140ZM140 179L138 180L139 181V183L140 182H142V180L140 181ZM147 179H149V177L147 178ZM171 179H173V178H171ZM21 180V179H20ZM33 180V179H32ZM32 180H31V183H33L32 182ZM69 179H68V181H70ZM74 180V179H73ZM73 180H71V181H73ZM130 180V179H129ZM128 180V181H129ZM135 180H134V182H132L131 181V183H132V185L134 186V183H135V185H136V187L138 186L137 185V183L135 182ZM161 180H160V182L159 183H161ZM165 180H166V178H165ZM175 180V179H174ZM200 180V179H199ZM260 180V179H259ZM35 181V180H34ZM42 181V180H41ZM67 181V182H68ZM87 181V180H86ZM102 181V180H101ZM137 181V182H138ZM148 181V180H147ZM163 181V180H162ZM233 181H235V180H233ZM233 181H232V184H234L233 183ZM21 182V181H20ZM28 182V181H27ZM39 182V181H38ZM121 182H123V181H121ZM120 182V183H121ZM130 182V181H129ZM149 182V181H148ZM147 182V183H148ZM165 182H167V181H165ZM170 182V184H171V182L172 181H169ZM195 182V181H194ZM197 182H198V179H197ZM257 182V181H256ZM65 183V182H64ZM73 183V182H72ZM72 183H71V185H72ZM124 183V182H123ZM128 183V182H127ZM126 183V184H127ZM138 183V184H139ZM147 183H146V185H147ZM153 183V182H152ZM152 183H151V185H152ZM200 183V182H199ZM236 183V182H235ZM262 183V182H261ZM28 186L30 185V182H29V184L28 183H26ZM53 184V183H52ZM55 184V183H54ZM69 184V183H68ZM100 184V183H99ZM125 184V185H126ZM130 184V183H129ZM148 184H150V183H148ZM154 184V183H153ZM163 184H165L164 182H163ZM163 184H161V185H163ZM32 185V184H31ZM97 185V184H96ZM95 185V187H97ZM100 185H104V184H102V182H101V184ZM121 185V184H120ZM131 185V186H132ZM139 185H141V183L139 184ZM142 185H144V187H147L146 185H145V181H144V184H142ZM141 185V186H142ZM172 186H174L175 184H171ZM236 186H234V187H238L237 186V183L235 184ZM18 186H19V184H18ZM32 186H35V183L32 185ZM54 186V185H53ZM66 186V185H65ZM68 186H70V185H68ZM128 186V185H127ZM132 186V187H133ZM140 186V187H141ZM230 186H231V184H230ZM30 188H28V189H31V186H29ZM44 187V186H43ZM59 187V186H58ZM95 187H93L94 188V190L96 191V189H95ZM126 187V186H125ZM130 187V186H129ZM134 188V190L135 189H137L138 190V187L137 188ZM139 187V188H140ZM158 187H160V185H158ZM165 187H167V189L169 188V187H171L170 185H168L167 186V183H166V185L164 186V188ZM34 188V187H33ZM36 188V187H35ZM34 188V189H35ZM60 188V187H59ZM68 188H70V187H68ZM99 188V187H98ZM143 188V187H142ZM141 188V189H142ZM164 188H161V189H164ZM173 188V187H172ZM172 188H169L170 190L172 189ZM175 188V187H174ZM17 189H18V187H17ZM34 189H32V190H34ZM40 189V188H39ZM63 189V188H62ZM118 189H119V187H118ZM121 189H122V187H121ZM147 189V191L149 190L148 188H146ZM158 189V188H157ZM168 189V190H169ZM54 190V189H53ZM90 190H92V189H90ZM104 190V189H103ZM103 190H102V192H103ZM117 189H115V191H116ZM120 190V189H119ZM130 190H131V187H130ZM151 190V189H150ZM149 190V191H150ZM155 190H156V188H155ZM167 190V191H168ZM227 190V189H226ZM229 190H231V189H229ZM237 190H238V188H237ZM236 190V191H237ZM15 191H17V190H15ZM19 191V190H18ZM35 191H38V189L37 190H35ZM35 191H34V193H35ZM40 191V190H39ZM65 191H66V189H65ZM97 191H98V189H97ZM99 191H100V189H99ZM136 191V190H135ZM153 191V190H152ZM157 191H160V190H157ZM163 191H165V190H163ZM232 191V190H231ZM29 192V191H28ZM33 192V191H32ZM73 192V191H72ZM88 192H89V190H88ZM92 193H93V190L91 191ZM106 191H104V193H105ZM129 192H131V191H129ZM142 192V191H141ZM154 192H156V191H154ZM166 192V191H165ZM172 194H173V192L174 191H170ZM187 192V191H186ZM234 192H235V189H234ZM240 192V191H239ZM31 193V192H30ZM37 193V192H36ZM58 193V192H57ZM90 193V192H89ZM91 193V194H92ZM108 193V192H107ZM113 193V192H112ZM111 193V194H112ZM116 193H118L117 191H116ZM138 193H139V191H138ZM147 193V192H146ZM145 193V194H146ZM149 193V192H148ZM159 193V192H158ZM163 193V192H162ZM161 193V194H162ZM171 193H169V195L171 194ZM183 193V192H182ZM189 193V192H188ZM228 193H230V192H228ZM237 192H235V194H236ZM31 194H33V193H31ZM39 194V193H38ZM73 194V193H72ZM94 194V193H93ZM97 194H98V192H97ZM110 194V192L108 193V195ZM110 194V195H111ZM114 194H115V192H114ZM137 194V193H136ZM141 194V193H140ZM154 194V193H153ZM156 194V193H155ZM160 194V195H161ZM171 194V195H172ZM175 194V193H174ZM174 194H173V196H174ZM177 194V195H176ZM175 195V197L176 198H179L180 199V197H177L178 196V193H176ZM187 193H185V195H186ZM190 194V193H189ZM234 194V195H235ZM74 195H75V193H74ZM82 195V194H81ZM85 195V194H84ZM101 195H103L102 193H101ZM109 195V196H110ZM115 195H117V194H115ZM133 195V194H132ZM135 195V194H134ZM144 195V194H143ZM158 194H156L155 196H157ZM164 195V194H163ZM168 195V194H167ZM170 195V197H172ZM182 195V194H181ZM233 195V194H232ZM237 195V194H236ZM3 196V197H4ZM26 196H28V195H26ZM26 196H25V198H26ZM37 196H40V195H37ZM86 196H87V193H86ZM104 196H106L107 197V194L106 195H104ZM146 196V195H145ZM154 196V197H155ZM180 196V195H179ZM30 197V196H29ZM31 197H33V195H31ZM35 197H36V195H35ZM33 198L34 200H36V198ZM50 197V196H49ZM53 197V196H52ZM68 197V196H67ZM76 199H80V197H76V195L74 196ZM73 197V198H74ZM88 197V196H87ZM103 197V196H102ZM111 197V196H110ZM110 197H109V199H110ZM112 197H113V195H112ZM112 197H111V199H112ZM115 197V196H114ZM129 197H130V195H129ZM133 197V196H132ZM135 197H136V195H135ZM140 197V196H139ZM159 198L158 199H162L163 200V198H160V196H158ZM175 197H174V199H175ZM184 197V196H183ZM190 197V196H189ZM241 197V196H240ZM11 198V197H10ZM14 198V197H13ZM42 198H44V197H42ZM54 198V197H53ZM59 198H60V196H59ZM61 198H63V196L61 195ZM65 198V197H64ZM63 198V201L65 200ZM82 198V197H81ZM100 196L99 197H94L93 195H91L89 198H87V200L85 199L84 201L86 202V201H88V202H86V203H88V205H89V207L87 208V207H85L86 208V210L87 209H89L90 211H91V215H93V212H96L97 211V209H98V207L97 206H99V205H101V204H99V202L100 201H102V200H100ZM105 198V197H104ZM153 198V197H152ZM185 198V197H184ZM187 199H188V196L186 197ZM236 198H238V197H236ZM243 198V197H242ZM31 199V198H30ZM79 199L77 200V201H79ZM91 199V201L89 202V200ZM102 199V198H101ZM110 199V200H111ZM117 199H118V197H117ZM129 199V198H128ZM127 199V200H128ZM145 199H147V196H146V198L144 197V200ZM155 199V198H154ZM166 199H168V198H166ZM174 199H173V201H172V199H171V201L172 202H174ZM183 198H181V200H182ZM190 199V198H189ZM231 199V198H230ZM229 199V200H230ZM34 200L33 201H31L30 202V200H29V202L28 203H26L25 205H23L24 206V208H23V211L21 212L22 214H23V216H22V219H21V224H20V229H19V232H21V233H24L26 230H28L32 225H34L32 222L29 224V220H31V218L30 217H32V215H30V213H32V214H36V212H35V204L37 203L38 204V202H34ZM48 200V199H47ZM62 200V199H61ZM107 200V199H106ZM115 200V199H114ZM156 200V199H155ZM176 200V203H178V200L177 199H175ZM184 200V199H183ZM232 200V199H231ZM230 200V201H231ZM234 200V199H233ZM240 200V199H239ZM12 201V200H11ZM25 201H27V200H25ZM49 201V200H48ZM83 201V200H82ZM104 201V200H103ZM118 201H119V199H118ZM117 201V202H118ZM129 201H132V200H130L129 199ZM134 201V200H133ZM145 201H147V200H145ZM151 201H153V200H151ZM157 201V200H156ZM155 201V202H156ZM161 201V200H160ZM185 201V200H184ZM183 201V202H184ZM238 201V200H237ZM13 202V201H12ZM16 202V201H15ZM33 202H34V204H33ZM84 202V203H85ZM108 203H109V200L107 201ZM125 202V201H124ZM123 202V204H126V205H128L129 203H124ZM135 202H136V200H135ZM135 202H134V204H135ZM138 203L139 202H141V200L139 201H137ZM155 202H153V203H155ZM162 202V201H161ZM167 203H168V200L166 201ZM165 202V203H166ZM171 202V203H172ZM188 202V201H187ZM232 202V201H231ZM236 202V201H235ZM245 202H247V201H245ZM244 202V203H245ZM249 202V201H248ZM66 203V202H65ZM73 203H74V201H73ZM79 203H81V201L79 202ZM104 203V206H99V209H101V210H104V211H106V208H105V206H106V202H103ZM132 203V202H131ZM152 203V202H151ZM163 203H164V201H163ZM163 203H160V204H162L163 205ZM186 203V202H185ZM189 203V202H188ZM241 203V202H240ZM239 203V204H240ZM36 204V206H38V205H40V204H38L37 205ZM41 204H44L43 202L41 203ZM53 204V203H52ZM76 204H77V206H79L78 205V202H76ZM83 204V203H82ZM110 204V203H109ZM149 204V203H148ZM156 204H157V202H156ZM174 204V203H173ZM237 204V203H236ZM15 205V204H14ZM48 205H51V204H47L46 206L48 207ZM57 205V204H56ZM63 205H65L64 203H63ZM75 205V204H74ZM103 205V204H102ZM126 205L124 206V207H126ZM132 205V204H131ZM145 205H147L146 203H144V206ZM151 205H153V204H151ZM165 205V204H164ZM175 205V204H174ZM229 205H231V204H229ZM235 205V204H234ZM233 205V206H234ZM247 205H250V204H247ZM42 206V205H41ZM40 206V207H41ZM52 206V205H51ZM68 206V205H67ZM67 206H65V207H67ZM76 206V207H77ZM85 206V205H84ZM110 206H113V205H111L110 204ZM140 206V205H139ZM143 205H142V207H144ZM149 205H147V207H148ZM159 206H161V205H159ZM169 206L170 205H168V208H169ZM186 206H188V205H186ZM241 206V205H240ZM56 207V206H55ZM72 207V206H71ZM93 207V208H92ZM128 207V206H127ZM134 207V206H133ZM141 207V206H140ZM141 207V208H142ZM158 207V206H157ZM162 207V206H161ZM161 207H159V209L161 208ZM175 207H177V206H175ZM185 207V206H184ZM235 207V206H234ZM250 207V206H249ZM248 207V208H249ZM68 209H69V207H67ZM67 208H63L64 210H66ZM74 208V207H73ZM73 208H70L71 209V211H73ZM97 208V209H96ZM134 208H136V207H134ZM145 208V207H144ZM143 208V209H144ZM156 208V207H155ZM172 208V207H171ZM187 208V207H186ZM241 208V207H240ZM39 209H41V208H39ZM38 209V210H39ZM47 209V208H46ZM51 209V208H50ZM62 208L59 206V204L57 205V207L55 208V210H54V214H55V212L56 211H58V213H60L61 214V210ZM128 209H130L129 207H128ZM133 209V208H132ZM131 209V210H132ZM138 209V210H137ZM153 209V208H152ZM163 209H164V206H163ZM167 209V207H165V210ZM174 209V208H173ZM176 209V208H175ZM178 209V208H177ZM184 209V208H183ZM236 209H238L239 210V208H237L236 207ZM245 209V208H244ZM243 209V210H244ZM17 210V209H16ZM37 210V209H36ZM63 210V211H64ZM134 211H132V212H135V209H133ZM136 210L138 211L137 212V214H139V213H141V211L142 210H140L139 208H136ZM155 210V209H154ZM157 210V209H156ZM155 210V211H156ZM172 210V209H171ZM170 210V211H171ZM178 210H180V209H178ZM182 210V209H181ZM140 211V212H139ZM167 211H169L168 209H167ZM185 211V210H184ZM188 211V210H187ZM236 212H237V210H235ZM240 211V210H239ZM238 211V212H239ZM247 211V210H246ZM30 212V213H29ZM78 212V211H77ZM81 212H83V210H81ZM86 212V211H85ZM84 212V213H85ZM103 212V211H102ZM109 212V211H108ZM118 212V211H117ZM144 212V211H143ZM142 212V213H143ZM153 212V211H152ZM151 212V213H152ZM177 212H179V211H177ZM177 212H176V214H177ZM237 212V213H238ZM241 212H242V210H241ZM254 212V211H253ZM39 213H41V212H38L37 214H39ZM48 213H50V212H48ZM78 213H80V212H78ZM100 213V212H99ZM99 213H97V214H99ZM104 213V212H103ZM111 213V212H110ZM130 213H131V211H130ZM173 213V212H172ZM182 213V212H181ZM252 213V212H251ZM16 214V213H15ZM35 214H34V216H35ZM36 214V215H37ZM52 214V213H51ZM65 213L63 212V214H61V215H64ZM87 214V213H86ZM106 214V213H105ZM108 214V213H107ZM119 214H121L120 212H119ZM124 214V213H123ZM127 214V213H126ZM129 214V213H128ZM127 214V215H128ZM135 214H136V212H135ZM136 214V215H137ZM153 214V213H152ZM245 214H248V213H245ZM1 215H3V216H1ZM44 215V214H43ZM80 215V214H79ZM81 215H82V213H81ZM80 215V216H81ZM90 215V214H89ZM88 215V216H89ZM101 215H103L102 213H101ZM110 215V214H109ZM114 215H116V214H113V216ZM126 215V216H127ZM181 215V214H180ZM243 215H244V213H243ZM15 216V215H14ZM33 216V217H34ZM41 216H42V214H41ZM46 216H48V214L46 215ZM53 216V215H52ZM55 216H58L57 215V212H56V214H55ZM67 216V215H66ZM77 216V215H76ZM79 216V217H80ZM83 216V215H82ZM85 216V215H84ZM83 216V217H84ZM87 216V215H86ZM85 216V218H87L88 219V216L86 217ZM111 216H112V214H111ZM117 216V215H116ZM124 217H125V214L123 215ZM129 216V215H128ZM133 216H135V215H132V217ZM251 216V215H250ZM44 216H42L41 218H43ZM60 217H62V216H60ZM73 217H74V215H73ZM93 217V216H92ZM91 217V218H92ZM104 217V216H103ZM108 217V216H107ZM107 217H104L105 218V220L107 219ZM120 217V216H119ZM132 217H129V218H131V220L133 219V220H135L134 219V217L132 218ZM243 217V216H242ZM45 218V217H44ZM54 218H56V222L57 221H60V219L58 220L57 219V217H54ZM59 218V217H58ZM62 218H64V217H62ZM68 218V217H67ZM65 219V218H64ZM77 219V218H76ZM76 219H74L75 221H76ZM79 219V218H78ZM83 219V218H82ZM90 219V218H89ZM95 219H96V217H95ZM101 219V218H100ZM127 219V218H126ZM35 220H38V218L37 219H35ZM49 220H51V219H49ZM53 220V219H52ZM63 220V219H62ZM61 220V221H62ZM71 220V219H70ZM70 220L67 222V219H66V223H67V225L68 224H70V223H72V222H70ZM72 220H73V218H72ZM73 220V221H74ZM80 220H81V218H80ZM84 220V219H83ZM104 220V219H103ZM130 220V219H129ZM129 220H127V223H129ZM48 221V220H47ZM54 221V222H55ZM89 221V220H88ZM97 221V220H96ZM123 221V220H122ZM125 221V220H124ZM38 222V221H37ZM46 222V221H45ZM63 222V223H62ZM61 223L63 224V225H65L66 223H64L65 222V220H63ZM70 222V223H69ZM86 222H87V220H86ZM86 222H85V224H86ZM93 222V221H92ZM92 222H90L89 221V224L91 223L92 224ZM51 223V222H50ZM60 223V222H59ZM79 223V222H78ZM81 224L83 223L82 221L80 222ZM88 223V222H87ZM100 223V222H99ZM125 223V222H124ZM130 223H131V221H130ZM47 224H49V223H47ZM56 224V223H55ZM58 224V223H57ZM73 224H74V222H73ZM76 224H77V222H76ZM75 224V225H76ZM133 224V223H132ZM135 224V223H134ZM133 224V226H135ZM37 225V224H36ZM51 225H52V223H51ZM54 225V224H53ZM52 225V226H53ZM63 225H61L62 227H63ZM67 225H65L64 227H66ZM72 224H70V226H71ZM126 225V224H125ZM129 225V224H128ZM43 226V225H42ZM41 226V227H42ZM48 226H50V225H48ZM56 226V225H55ZM69 225H68V228L70 227ZM74 226V225H73ZM72 226V227H73ZM33 227H35V225L33 226ZM33 227H32V230H30V232L31 231H33ZM58 227H60V226H58ZM57 227V228H58ZM76 227H79V226H76ZM129 227H130V225H129ZM137 227V226H136ZM179 227V226H178ZM36 228V227H35ZM34 228V229H35ZM56 228V227H55ZM74 228V227H73ZM126 228L127 227H125V230H126ZM133 228V227H132ZM40 229V228H39ZM60 230H62L61 229V227L59 228ZM79 229V228H78ZM77 229V230H78ZM81 229L82 228H80V231H81ZM135 229L136 228H134V231H135ZM8 230H10V233H7L6 234V232L8 231ZM21 230V231H20ZM29 230L28 231H26L27 233L29 232ZM69 230V229H68ZM70 230H71V227H70ZM124 230V231H125ZM64 231V230H63ZM63 231H61V232H63ZM79 230H78V232H80ZM127 231H128V228H127ZM132 231V230H131ZM37 233L39 232V231H36ZM65 232H67V230H65ZM82 232V231H81ZM72 232H70V234H71ZM74 233V232H73ZM76 234H77V232H75ZM74 233V235L75 236H78V234L76 235ZM26 234V233H25ZM32 234V233H31ZM66 234V233H65ZM64 234V235H65ZM68 234V233H67ZM130 234V233H129ZM22 235V234H21ZM63 235V234H62ZM69 235V234H68ZM81 235H82V233H81ZM23 236V235H22ZM30 236V235H29ZM40 236V235H39ZM66 236V235H65ZM71 236H73L72 234H71ZM88 236V235H87ZM86 235H85V237H87ZM26 237H27V235H26ZM32 237V236H31ZM35 237V236H34ZM63 237V236H62ZM79 237V236H78ZM122 237H124V236H122ZM65 238V237H64ZM64 238H63V240H64ZM75 238V237H74ZM82 238V236L80 237V239ZM15 239H17V238H15ZM28 239V238H27ZM53 239V238H52ZM78 239V238H77ZM76 239V240H77ZM87 239V238H86ZM85 239V240H86ZM89 239V238H88ZM124 239V238H123ZM18 240V239H17ZM61 240V239H60ZM63 240H61L60 242H63V243H65ZM66 240V239H65ZM75 240V239H74ZM75 240V241H76ZM82 240V239H81ZM83 240H84V238H83ZM83 240H82V243H83ZM19 241V240H18ZM24 241V240H23ZM25 241H27V240H25ZM35 241V240H34ZM55 241H58V240H55ZM69 241V240H68ZM70 241H72L71 240V238H70ZM78 241H79V239H78ZM78 241H76V242H78ZM87 241H89V240H87ZM16 242V241H15ZM38 242V241H37ZM59 242V243H60ZM73 242V241H72ZM72 242L70 243L71 245H72ZM80 242V241H79ZM86 242V241H85ZM54 243V242H53ZM58 243V244H59ZM63 243H61V244H63ZM69 243V242H68ZM68 243H66V244H68ZM74 244H75V242H73ZM81 243V242H80ZM80 243H78L77 245H79ZM81 243V244H82ZM91 243V241L89 242V244ZM122 243V242H121ZM127 243V242H126ZM13 244H15V243H13ZM69 244V245H70ZM73 244V245H74ZM80 244V245H81ZM86 244H88L87 242H86ZM88 244V245H89ZM92 244V243H91ZM124 244V243H123ZM17 245V244H16ZM25 246L24 245V242H23V244H21V246ZM29 245V244H28ZM70 245V246H71ZM72 245V246H73ZM122 245V244H121ZM20 246V247H21ZM29 246H31V245H29ZM56 246V245H55ZM61 245L59 244V247H60ZM63 246V245H62ZM61 246V247H62ZM65 246V245H64ZM71 246V247H72ZM83 246H85L84 244L82 245V247ZM27 247V246H26ZM59 247L57 248V250H55V251H58V250H60L59 249ZM74 247V246H73ZM77 247H79V246H77ZM81 247V246H80ZM86 247H88V246H86ZM85 247V248H86ZM23 248V247H22ZM29 248V247H28ZM28 248H26L27 250H28ZM63 248V247H62ZM67 250L70 248H68V245H67ZM76 248V247H75ZM12 249V250H11ZM15 250L17 249L16 247L14 248ZM54 249H56V248H54ZM65 249V248H64ZM72 249H74V248H72ZM82 249V248H81ZM84 249V248H83ZM26 250V251H27ZM22 251H25V250H23L22 249ZM26 251H25V256L26 257H28L26 254ZM29 251V250H28ZM62 251H64V250H61V251H59L58 253H60V252H62ZM70 251H71V249H70ZM69 251V252H70ZM74 251V250H73ZM76 251V250H75ZM14 250H13V254H14ZM33 252V251H32ZM72 252V251H71ZM78 252H79V250H78ZM53 253V252H52ZM56 253V252H55ZM66 252L64 251V254H65ZM80 253V252H79ZM16 254V253H15ZM21 254V253H20ZM63 254V252L62 253H60V258H61V255ZM68 254V253H67ZM81 254V253H80ZM16 255H18V254H16ZM22 255H24V254H22ZM33 255V254H32ZM69 255H70V253H69ZM57 256V255H56ZM59 256L57 257L58 259H59ZM62 256H64V255H62ZM15 257V258H14ZM19 257V256H18ZM25 257V258H26ZM68 257V256H67ZM67 257H65V258H67ZM77 257V256H76ZM34 258V257H33ZM56 258V259H57ZM64 258V259H65ZM72 258V257H71ZM27 259V258H26ZM25 259V260H26ZM50 259H52V258H50ZM57 259V261H59ZM81 259H82V261H83V257H81ZM34 260H35V258H34ZM53 260H55V257H54V259ZM16 261H17V259H16ZM62 261V260H61ZM68 261H71V259L69 258V260ZM55 262H56V260H55ZM64 262V261H63ZM63 262H60V264H62ZM31 263V262H30ZM59 263V262H58ZM83 263V262H82ZM85 263V262H84ZM33 264V263H32ZM86 264V263H85Z\"/></svg>",
    "mask_w": 264,
    "mask_h": 264
},
{
    "label": "trees",
    "instance_id": "3",
    "mask_svg": "<svg viewBox=\"0 0 264 264\" xmlns=\"http://www.w3.org/2000/svg\"><path fill=\"white\" fill-rule=\"evenodd\" d=\"M72 4L62 0L59 3L35 12L16 15L7 23L17 35L15 42L33 30L49 25L69 31L83 55L92 60L110 64L120 71L131 83L133 96L139 102L173 105L184 102L196 95L198 88L214 73L222 63L230 60L238 62L264 82V53L244 44L229 43L207 52L196 66L186 74L163 79L151 75L154 66L143 46L119 39L102 30L92 13L84 10L81 19L63 12L62 6ZM40 17L35 25H22L31 17Z\"/></svg>",
    "mask_w": 264,
    "mask_h": 264
},
{
    "label": "crops",
    "instance_id": "4",
    "mask_svg": "<svg viewBox=\"0 0 264 264\" xmlns=\"http://www.w3.org/2000/svg\"><path fill=\"white\" fill-rule=\"evenodd\" d=\"M109 34V33H108ZM109 35H111V34H109ZM112 36V35H111ZM113 37H115V36H113ZM116 38H118V37H116ZM119 39H122V38H119ZM123 40H126V39H123ZM126 41H130V40H126ZM131 42H133V41H131ZM135 43V42H134ZM139 45V44H138ZM149 57V56H148ZM150 59V58H149ZM150 62H151V60H150ZM227 62V61H226ZM223 64V63H222ZM220 66V65H219ZM192 69V68H191ZM153 72V71H152ZM152 72H151V75L153 76V74H152ZM215 72V71H214ZM155 77V76H154ZM157 78V77H156ZM199 90V89H198ZM182 103V102H181ZM160 104V103H159ZM178 104V103H177ZM174 105V104H173Z\"/></svg>",
    "mask_w": 264,
    "mask_h": 264
}]
</instances>
